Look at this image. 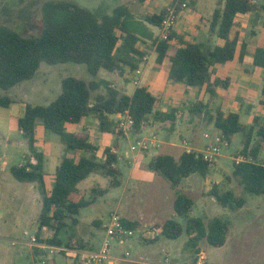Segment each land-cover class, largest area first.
Wrapping results in <instances>:
<instances>
[{
	"label": "trees",
	"instance_id": "16d2710c",
	"mask_svg": "<svg viewBox=\"0 0 264 264\" xmlns=\"http://www.w3.org/2000/svg\"><path fill=\"white\" fill-rule=\"evenodd\" d=\"M164 12L165 9L160 15L151 16L142 22L135 20L126 6L115 8L111 14L97 15L73 2L59 0L43 4V27L39 36H23L12 28L0 25V90L7 91L33 79L42 63L85 65L93 79L88 83L74 77L65 78L61 94L54 102L46 106L27 104L24 115L17 119V127L26 141L31 158L24 165L12 167L11 174L20 182L37 184L42 197L40 229L48 227L59 231L67 227L69 220L77 222L75 217L88 206V201L84 198L73 201L71 198L79 192L78 186L91 175H101L115 188L121 183V174L116 168L117 154L107 148L103 152L104 159H99V148L90 137L68 132V125H79L93 117L102 133L120 135L111 118L127 112L135 121V134L141 132L142 123L149 121L176 123L178 110L172 109L165 113L157 111L158 99L148 87H138L129 96L122 89L112 87L108 81H97L99 72H118L124 79L131 81L143 59L136 45L151 40L156 45L157 63L162 64L166 59L169 61L171 83L188 89L205 90L214 95L216 87L227 88L228 85V82L213 80L215 68L234 61L238 52L240 63L248 55V44L242 43L239 47L241 22L238 17L264 13V1L219 0L210 29L211 34L223 42L222 45L180 40V46L174 48V33L168 41H160L154 37L147 24L159 27ZM252 65L264 72V48L255 49ZM102 87L106 89L105 94L98 95L93 101V92ZM14 103L12 98L0 95V107L9 108ZM188 111L192 116H206L213 132L221 134L229 142L236 135L241 136V153L251 161L234 165L233 178L246 193L264 195V164L259 160L264 145V119L254 116L252 123L245 125L240 122L239 114L210 108L209 104L201 101L192 104ZM40 120L46 133L58 136L66 150L56 169L50 192L45 184V157L36 146ZM70 153H74V156H69ZM148 167L162 176L172 189H177L183 180L192 175L207 178L216 164L206 161L202 153L185 151L178 159L159 154L150 161ZM208 195L232 210L241 209L246 203L245 198L236 196L232 190L220 184L215 185ZM193 207L191 198L178 194L174 204L175 213L186 218V225L168 220L161 225L162 236L176 240L186 233L189 237L187 246L194 250L195 255L200 254L199 245L204 239L212 247H223L227 242L229 221L214 218L206 224L200 218L190 217ZM124 223L128 228L138 227L135 223ZM55 237L58 238L57 233ZM50 243L58 244L59 241L51 240Z\"/></svg>",
	"mask_w": 264,
	"mask_h": 264
},
{
	"label": "rangeland",
	"instance_id": "374dc122",
	"mask_svg": "<svg viewBox=\"0 0 264 264\" xmlns=\"http://www.w3.org/2000/svg\"><path fill=\"white\" fill-rule=\"evenodd\" d=\"M47 1L59 0H0V25L12 28L23 36H39L43 27L42 6ZM65 1L73 2L97 15L111 14L115 8L127 5L126 0ZM130 1L133 5L134 0ZM253 1L259 3L264 0ZM210 4L211 0H196V11L207 15L210 12ZM250 16L245 23L247 27L243 30V38L246 40L256 38L261 29L258 18ZM69 77L82 79L88 83L93 80L85 65L42 63L33 79L7 91L0 90L1 96H8L15 102L9 108L0 107V264H34L32 250L45 251L41 252L40 257L43 260H50V264H67L73 260L72 249L85 251L97 249L105 237L109 218L114 213H118L124 220L139 214L138 227L161 226L168 220H175L185 226L186 218L177 216L174 209L178 194L194 201L191 218H200L206 224L214 218L229 221L226 244L215 248L204 239L199 245L200 254L195 255L194 250L187 246L189 237L186 233L176 240H169L161 235L153 241L142 240L140 233H136V236L128 241L111 240L113 257H122L129 253L126 260L120 264H264V195L246 193L233 178L234 159L243 156L241 136L236 135L230 147L223 149L215 163L216 168L210 172L207 179L197 174L192 175L189 180H183L177 189H172L162 176L148 167L154 156L167 153L166 150H162V141H166L172 134L171 127L167 124L156 129L155 135L157 137L160 135L162 140L158 137L160 146L140 152H132L131 145L140 140L139 138L151 139L154 133L150 128H147L145 134L140 137V134L135 133L127 137L123 134H103L98 123L81 128L69 126V131H87L94 142L117 151L116 165L121 174L119 178L121 186L115 188L102 176L92 175L79 185L80 196L74 194L71 198L73 201L81 198L88 201V206L83 208L78 216L79 227L78 222L73 223L69 220L67 227L59 231L48 228L47 232H40L41 206L38 202H29L30 196L40 194L39 189L33 193L31 183L20 182L11 174L12 167L24 165L31 158L26 141L17 127L16 118L20 116L24 105L46 106L54 102L61 94L62 81ZM105 92L104 87L93 92L92 100L95 101L98 95ZM254 106L253 109L247 110L248 104L245 103L240 120L242 124L252 122L253 114L248 116L246 112L251 114L255 109L259 115L262 114L258 95ZM179 110L177 115L180 119L190 121L186 125L189 131L184 130L176 134V140L173 142L178 145L188 143L187 148L204 149V146L209 144L205 134L213 133L208 118L203 115L200 117L190 115L187 107ZM40 139L56 141L52 143V149L57 150V154L63 152L64 145L60 138L46 133L41 120L38 122L37 145L39 151H44ZM191 142L192 144H189ZM173 154L178 157L179 152ZM261 154L260 158H264V145ZM135 156L138 157L137 163L134 160ZM98 157L102 159L103 155L99 153ZM140 161L142 163L136 167ZM217 184L232 190L236 196L245 198L244 207L232 210L223 207L214 197L209 196V192ZM56 233L58 238H54ZM35 236L40 244L60 246L66 250L51 255L49 249L31 247V239ZM51 240L59 243L52 244Z\"/></svg>",
	"mask_w": 264,
	"mask_h": 264
},
{
	"label": "crops",
	"instance_id": "0c3cea01",
	"mask_svg": "<svg viewBox=\"0 0 264 264\" xmlns=\"http://www.w3.org/2000/svg\"><path fill=\"white\" fill-rule=\"evenodd\" d=\"M171 1L172 0H139V1L134 0V3L132 5L130 0H126L127 5H123V6H126L130 10V12L135 16V20L144 22L145 19L151 16L160 15L162 11L171 3ZM191 1L192 3L190 9L181 16L179 23L174 30L175 38L172 42L174 48H178L180 46V40L189 43H201V44L213 43V44L222 45L223 42L217 39L215 36H213L211 34V29H210L211 20L215 12V9L218 8L219 0H211L210 12H208L207 15L197 12L195 7L196 0H191ZM253 2L258 3L255 1ZM250 15H254V14L238 17V21L241 22V29H240L241 42L239 44V47L241 46L242 43L248 44V50H249L248 55L244 58L243 62L240 63L238 58L239 56V52H238L234 61L215 68L214 71L215 74L213 80L217 79L222 82H228V85L227 88H224L222 86L216 87L214 91V95L207 93L205 90L188 89L183 85L171 83L169 81V69H170L169 61L168 59H166L162 64L157 63L156 45L151 40L147 41L144 44L138 43L136 45V49L143 54V59L140 68L137 70L140 71V74H138L136 71L133 74V78L131 81H127L126 79H124L122 76H120L118 72H108L106 70H101L96 80L108 81L112 84V87L116 89H122L129 96H132L138 87L146 86L148 87L149 91L158 99L156 110L163 113L170 112V110L172 109H177L178 110L177 114H178V112L180 111L179 109L186 107L189 109L192 104L201 101L206 104H209L210 108H221L225 113L239 114L241 120L242 110L244 108L245 103L247 102L248 104L247 110L253 109L255 107L254 105H256V99L258 95L259 108L262 109V114L259 115L255 109L254 111L252 110L253 112L251 111L252 112L251 114H249L246 111L245 112L246 115L248 116L253 114V118L254 116H259L264 119V96H263L264 72L262 69L256 68L252 65V54L255 51V49L264 48V13L262 12L258 15H254L259 20L258 21L259 27L261 28L259 35L256 34L257 35L256 38L254 39L251 38L250 40H246L243 38V30L244 28L247 27L245 23L246 20L249 17H251ZM147 26L153 32L154 37H158L159 27H154L149 24H147ZM132 56L133 55H130V57ZM145 58L147 59L146 62L144 60ZM25 108L26 106L24 105L23 109H21L22 111L20 113V116L16 118V123H17V119L24 115ZM177 114H176L175 125L171 124L170 122L161 123V124L157 122L156 123L153 122L152 123L153 126L150 127L151 124L150 123L146 127V129L150 128L154 134L155 133L157 134L156 129L158 128V126L167 124L171 127L170 131H172V134L170 132L171 135L166 138V141L165 140L162 141L160 139V135H158L159 139L163 143L162 150H166L167 152L164 155H171L175 158H179L181 154L185 151L187 152L196 151L199 153L204 152L207 144L204 146V149L200 150L195 148H187L188 143H184V144L181 143L180 145H178L173 142L174 140H176L175 137L176 134L184 130L189 131L186 125H188L190 121L187 122L186 120L180 119V117ZM111 119L115 121L117 119V115L113 116ZM94 123H98V122L95 118L91 117L85 119L79 125H68L66 129L68 132L87 134L90 137V140L99 148L98 154L101 153L103 155L104 150L111 147H103L101 143L99 144L97 142H94V140L91 138V136L87 131L82 132L79 130L78 132H76V131L68 130L69 126H76L77 128H81L84 126L86 127V125L91 126ZM251 123H248L247 125ZM145 130H141V132L139 133L140 134L139 137L145 134ZM36 139H37V133H36ZM40 140H41L40 142H42L41 146L44 150L41 152L44 154L45 157V174H46L45 184L47 191L50 192L53 188V184L55 181L56 169L60 165L63 157L65 156L66 150L64 146L63 152L61 154H57V150L52 149V143H56V141L48 142L44 139H40ZM233 140L234 138L232 139L230 144H232ZM43 141L45 143H43ZM189 144H192V142ZM36 146L38 148L37 143ZM111 149L113 153L117 154L116 153L117 151L114 148ZM174 152L175 154L179 152L178 157H176L173 154ZM262 154H260V156H262ZM69 156L73 157L74 153H70ZM260 156H259L260 162L264 163V158L263 157L260 158ZM137 158L138 157L136 156L134 157L135 163H137L138 161ZM102 159H104V155ZM142 161L138 162V165L136 167H139ZM134 173L135 170L133 171V175ZM189 179L190 177L187 178V180ZM31 184H32L31 187L33 193H36L38 189L37 184L34 183ZM78 190H79V186H78ZM77 194H79L80 196V190ZM29 202L31 203L38 202V205L42 206L41 194H34L30 196ZM78 216L75 217V219L77 220L78 222L77 224L79 227L80 221L78 219ZM138 217H140L139 214L135 217H129V219L126 218L127 220H124L123 218L122 219L125 222L135 223L139 225V223L137 222L139 221ZM41 252H45V251L34 252V250H32V258L34 264H38L43 261V259H41L40 257Z\"/></svg>",
	"mask_w": 264,
	"mask_h": 264
},
{
	"label": "built area",
	"instance_id": "2783aa9c",
	"mask_svg": "<svg viewBox=\"0 0 264 264\" xmlns=\"http://www.w3.org/2000/svg\"><path fill=\"white\" fill-rule=\"evenodd\" d=\"M191 0H172L171 3L165 8L164 15L162 17L161 23L159 25V35L160 41H168L175 28L177 27L181 16L190 9ZM145 62L147 59H144ZM140 74V71H137ZM151 123V121L142 123V130ZM135 121L130 113L119 114L115 120V130L117 133H121L124 136L130 137L134 134ZM205 138L209 140L207 149L202 152L203 158L211 163H216L218 157L220 156L223 149H228L230 147V142L221 134L213 132L212 134H205ZM131 145V151H147L156 149L160 146L157 135H151L149 138H139ZM235 165L242 162L251 161L245 156L235 158ZM1 164V161H0ZM264 164V163H263ZM48 227H42L39 231L47 232ZM163 229L159 225H146L137 228H128L122 217L118 213H114L109 218V224L106 227L105 237L103 238L101 244L97 249L94 250H80L72 249L71 254L73 260L69 261L67 264H120L121 261H125L126 257L129 256L127 252L122 257H113L111 254V240L116 241H128L136 236V233H140V239L142 240H155L162 235ZM38 247L39 249H49L51 255L56 252L60 253L66 249L60 246H48L45 244L38 243L37 237H32L31 247ZM114 260V262H111ZM111 262V263H110ZM42 264H50V260H43Z\"/></svg>",
	"mask_w": 264,
	"mask_h": 264
}]
</instances>
